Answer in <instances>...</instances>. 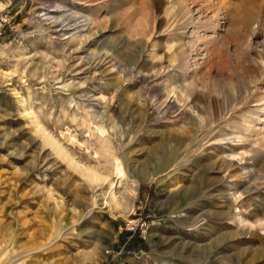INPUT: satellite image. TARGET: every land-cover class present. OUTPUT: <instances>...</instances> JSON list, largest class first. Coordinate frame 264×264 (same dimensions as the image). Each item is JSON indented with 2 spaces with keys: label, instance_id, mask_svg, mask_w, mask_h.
Listing matches in <instances>:
<instances>
[{
  "label": "rangeland",
  "instance_id": "obj_1",
  "mask_svg": "<svg viewBox=\"0 0 264 264\" xmlns=\"http://www.w3.org/2000/svg\"><path fill=\"white\" fill-rule=\"evenodd\" d=\"M3 14L0 264H264V0Z\"/></svg>",
  "mask_w": 264,
  "mask_h": 264
},
{
  "label": "bare ground",
  "instance_id": "obj_2",
  "mask_svg": "<svg viewBox=\"0 0 264 264\" xmlns=\"http://www.w3.org/2000/svg\"><path fill=\"white\" fill-rule=\"evenodd\" d=\"M193 23V22H192ZM54 214V213H53ZM53 216V215H52ZM50 217H51V214H50ZM54 217V216H53ZM54 219V218H53ZM50 222V221H49ZM51 222H52V220H51ZM50 225H53V224H49L48 226H44L43 225V231H41V235L43 236L44 235V233H45V229H49V228H47V227H50ZM55 226V225H54ZM49 231V230H48ZM48 231H47V233H48ZM46 235V234H45ZM33 237H34V235H32ZM42 236H40V237H42ZM32 238V237H31ZM38 238V237H37Z\"/></svg>",
  "mask_w": 264,
  "mask_h": 264
},
{
  "label": "built area",
  "instance_id": "obj_3",
  "mask_svg": "<svg viewBox=\"0 0 264 264\" xmlns=\"http://www.w3.org/2000/svg\"><path fill=\"white\" fill-rule=\"evenodd\" d=\"M1 20H8V16L7 14H3L2 16H0Z\"/></svg>",
  "mask_w": 264,
  "mask_h": 264
}]
</instances>
